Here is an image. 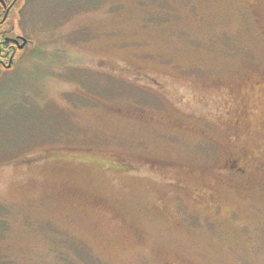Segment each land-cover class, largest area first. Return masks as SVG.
Listing matches in <instances>:
<instances>
[{"label": "rangeland", "instance_id": "374dc122", "mask_svg": "<svg viewBox=\"0 0 264 264\" xmlns=\"http://www.w3.org/2000/svg\"><path fill=\"white\" fill-rule=\"evenodd\" d=\"M250 1L32 0L0 78V264H264V214L212 174L264 145Z\"/></svg>", "mask_w": 264, "mask_h": 264}, {"label": "flooded vegetation", "instance_id": "af4514ba", "mask_svg": "<svg viewBox=\"0 0 264 264\" xmlns=\"http://www.w3.org/2000/svg\"><path fill=\"white\" fill-rule=\"evenodd\" d=\"M262 4L264 0H251L248 6H243L249 11H257L254 20L264 24ZM31 5L32 0H0V78L21 61L22 54L32 43L30 35L25 36L17 30L22 28L24 12L30 10ZM261 32L264 34V27ZM247 78L251 81L254 95L264 104V55L259 62L249 63ZM213 167L214 178L231 194V198L239 203L245 199L248 209L252 211L250 218H253L256 211L264 214L261 198L264 197V145L253 150L244 146L224 148L217 154ZM225 205L217 203V212H223ZM229 214L232 219H237L241 211L238 207H233L229 209Z\"/></svg>", "mask_w": 264, "mask_h": 264}]
</instances>
